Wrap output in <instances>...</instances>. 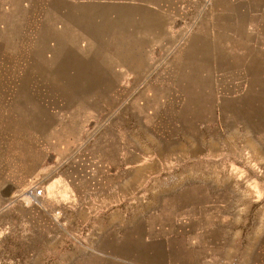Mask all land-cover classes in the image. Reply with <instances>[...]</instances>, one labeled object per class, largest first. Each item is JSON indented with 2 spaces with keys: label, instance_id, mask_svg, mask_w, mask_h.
Wrapping results in <instances>:
<instances>
[{
  "label": "crops",
  "instance_id": "crops-1",
  "mask_svg": "<svg viewBox=\"0 0 264 264\" xmlns=\"http://www.w3.org/2000/svg\"><path fill=\"white\" fill-rule=\"evenodd\" d=\"M0 84L56 102L51 264H264V0H0Z\"/></svg>",
  "mask_w": 264,
  "mask_h": 264
},
{
  "label": "rangeland",
  "instance_id": "rangeland-1",
  "mask_svg": "<svg viewBox=\"0 0 264 264\" xmlns=\"http://www.w3.org/2000/svg\"><path fill=\"white\" fill-rule=\"evenodd\" d=\"M17 88L15 84H0V264H51L45 244L49 237L43 232L48 229L42 231L36 225L43 198L33 200L29 192L37 188L43 192L51 178L50 155L56 153V144L60 145L65 134L51 131L54 120L49 114L56 110V102L49 98L46 86H30L29 95L19 93ZM90 122L95 125L97 118ZM92 130L87 126L84 133L75 134L80 145L72 157L87 156L88 142L99 136ZM82 143L85 148L80 147ZM247 153L236 150L237 163L250 162ZM244 167L264 172L259 166ZM248 199L243 194L236 197L241 204H247ZM250 201L255 230L264 223V180L252 181Z\"/></svg>",
  "mask_w": 264,
  "mask_h": 264
},
{
  "label": "built area",
  "instance_id": "built-area-1",
  "mask_svg": "<svg viewBox=\"0 0 264 264\" xmlns=\"http://www.w3.org/2000/svg\"><path fill=\"white\" fill-rule=\"evenodd\" d=\"M42 195V191L41 189H34V190H31L29 192V196L33 199V200H37L38 198H40Z\"/></svg>",
  "mask_w": 264,
  "mask_h": 264
}]
</instances>
